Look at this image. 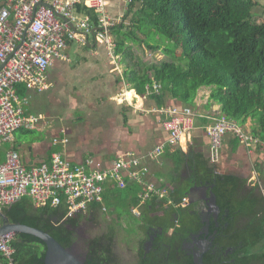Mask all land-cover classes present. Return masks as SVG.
<instances>
[{
	"label": "trees",
	"instance_id": "16d2710c",
	"mask_svg": "<svg viewBox=\"0 0 264 264\" xmlns=\"http://www.w3.org/2000/svg\"><path fill=\"white\" fill-rule=\"evenodd\" d=\"M254 8L253 0H134L126 15L132 17L129 26L123 24L113 31L116 55L121 56L125 67L123 80L129 91L143 85L146 94V87L152 91L154 83L160 84L159 94L146 95L161 109L169 98L193 105L200 88H212L210 100L221 106V114L241 127L251 119L254 135L264 143V24L254 21ZM136 47L158 51L169 60L144 63ZM180 156L183 163H177V170L187 168V182L214 186L219 207L233 213L235 245L241 250L236 264H264L261 191L235 176L217 174L203 153L193 160L182 153ZM186 191L173 188L166 199L151 198L141 206L143 188L129 184L121 191L106 186L104 207L114 222L126 219L132 226L135 221L143 233L153 223L160 226L163 215L165 231H169L177 218L189 213L181 208L189 197ZM102 209L93 204L86 215L69 218L64 206L36 209L30 199L24 198L4 209L3 217L11 224L40 229L69 248L80 222H96ZM135 209L139 210L138 217L133 216ZM114 232L112 227L109 233L88 242L85 264H115L110 259L115 256ZM11 246L15 250L14 263L45 264L46 247L41 240L17 234ZM0 264H9L1 252Z\"/></svg>",
	"mask_w": 264,
	"mask_h": 264
},
{
	"label": "built area",
	"instance_id": "2783aa9c",
	"mask_svg": "<svg viewBox=\"0 0 264 264\" xmlns=\"http://www.w3.org/2000/svg\"><path fill=\"white\" fill-rule=\"evenodd\" d=\"M133 1L126 0V12ZM109 5V0H0V142H11L19 129L37 130L43 122L42 116H25L22 108L16 106L20 103L16 87L24 85L38 92L49 90L47 72L55 62L68 61L66 49L70 44L79 47L95 44L106 48L111 57H118L113 31L125 23V15L112 18ZM160 92L158 83H154L152 91L146 87L148 95ZM166 114L163 127L168 138L164 144L142 158L121 155L108 170L88 172L92 161L73 165L59 152L52 153L50 164L26 168L17 152H8L6 161L0 162V231L4 209L24 198L30 199L37 209L64 206L69 218L86 215L93 204L101 205L106 212L107 185L121 191L129 184L143 188L140 205L151 198L166 199L169 189L147 180L150 172L145 161L160 162L166 145L191 141L196 130V116L191 108L172 107ZM228 134L248 149L264 146L254 134L221 115L206 129L212 165L221 160L223 140ZM60 143L67 144V138L53 140L55 146ZM189 204L187 198L181 206ZM133 216H139L138 209L133 210ZM14 236L9 233L0 239V252L9 264H16L12 260Z\"/></svg>",
	"mask_w": 264,
	"mask_h": 264
},
{
	"label": "crops",
	"instance_id": "0c3cea01",
	"mask_svg": "<svg viewBox=\"0 0 264 264\" xmlns=\"http://www.w3.org/2000/svg\"><path fill=\"white\" fill-rule=\"evenodd\" d=\"M253 2V19L259 25L264 24V0ZM109 4L112 18L127 15L126 0H109ZM66 56L68 61L59 60L49 68V90L38 92L28 90L24 85L16 87L20 99L16 106L22 108L25 116H42L43 122L37 130L19 129L11 142H0V162L6 161L8 152L15 151L24 166L32 168L50 164L52 153L59 152L73 165L92 161L88 172L108 170L121 155L142 158L167 141L163 121L167 119L169 108H191L196 116L193 139L183 141L181 145H166L158 163L145 161L150 172L147 180L169 191L180 187L184 192L192 182H187L186 167L177 170V163H183L180 153L191 160L203 153L217 174L246 181L248 187L258 188L263 195V145L248 149L235 136L228 134L223 140L221 160L216 165L210 162L206 129L213 125L214 119L223 115L221 106L210 100L212 88H200L193 105L169 98L167 105L160 109L150 96L143 93L145 86L129 91V85L123 80L125 67L120 61L121 56L111 57L106 48L95 44L87 47L70 44ZM253 127V121L248 119L242 128L254 134ZM18 133L39 135L20 143ZM64 137L67 144H53L55 138Z\"/></svg>",
	"mask_w": 264,
	"mask_h": 264
},
{
	"label": "flooded vegetation",
	"instance_id": "af4514ba",
	"mask_svg": "<svg viewBox=\"0 0 264 264\" xmlns=\"http://www.w3.org/2000/svg\"><path fill=\"white\" fill-rule=\"evenodd\" d=\"M186 190L190 204L181 208L189 211L188 215L177 218L169 231H165L163 215L159 218L160 226L153 223L148 226L147 233L139 231L141 238L130 264H236L241 250L235 245L236 225L231 210L219 207L214 186L189 183ZM83 225L84 221H81L76 227L74 241L69 247L78 245L82 249L80 257L90 250L88 242L91 240L85 241ZM133 225H136L135 221ZM114 245L115 239L112 246L115 256H110V259H114L115 264H122L115 254Z\"/></svg>",
	"mask_w": 264,
	"mask_h": 264
},
{
	"label": "rangeland",
	"instance_id": "374dc122",
	"mask_svg": "<svg viewBox=\"0 0 264 264\" xmlns=\"http://www.w3.org/2000/svg\"><path fill=\"white\" fill-rule=\"evenodd\" d=\"M131 19V16H126L124 23L125 27L129 26ZM136 53L144 63H159L167 60L165 57H162L160 52L151 51L145 47L136 48ZM70 56L73 58V52H71ZM38 135L39 134L37 133H35V135L25 133L17 134L20 143L25 139H34ZM118 211L124 213L121 209H118ZM109 213L110 211L108 210H106V212L103 211L96 222H84L82 235L86 237L85 241H88L94 237L107 233L112 227H114L116 233L114 245L115 254L118 256L122 264H130L136 254V248L138 241L141 238V234L137 225L130 226V222H127L126 219L122 220L120 223L114 222L113 217H111ZM78 251L82 252V249L80 250L79 248Z\"/></svg>",
	"mask_w": 264,
	"mask_h": 264
},
{
	"label": "water",
	"instance_id": "95a60500",
	"mask_svg": "<svg viewBox=\"0 0 264 264\" xmlns=\"http://www.w3.org/2000/svg\"><path fill=\"white\" fill-rule=\"evenodd\" d=\"M207 194V190L205 195ZM212 199L215 197L212 195ZM12 233L17 234H26L36 239L41 240L46 247V256L45 264H85L86 255L80 257L78 251V245H75L71 248H64L55 238H53L48 233L23 224H11L8 222V219L3 217L2 229L0 231V239L2 235Z\"/></svg>",
	"mask_w": 264,
	"mask_h": 264
}]
</instances>
